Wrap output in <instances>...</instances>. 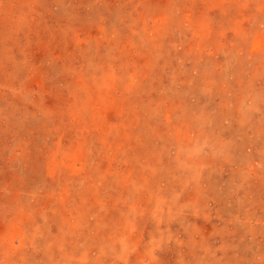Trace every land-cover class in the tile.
Instances as JSON below:
<instances>
[{"label": "rangeland", "instance_id": "374dc122", "mask_svg": "<svg viewBox=\"0 0 264 264\" xmlns=\"http://www.w3.org/2000/svg\"><path fill=\"white\" fill-rule=\"evenodd\" d=\"M0 264H264V0H0Z\"/></svg>", "mask_w": 264, "mask_h": 264}]
</instances>
